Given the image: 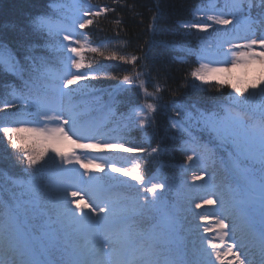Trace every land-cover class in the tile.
Instances as JSON below:
<instances>
[{
	"label": "snow or ice",
	"instance_id": "snow-or-ice-1",
	"mask_svg": "<svg viewBox=\"0 0 264 264\" xmlns=\"http://www.w3.org/2000/svg\"><path fill=\"white\" fill-rule=\"evenodd\" d=\"M247 2L250 9L253 0ZM258 2L264 7V0ZM242 4L243 0H231L225 4L227 12L223 8L217 11L214 5L198 9V19L183 25L203 34L220 26L222 33L217 37L222 41L220 48L202 41L196 52L201 63L191 72L192 77L207 82L216 79L212 73H225L231 78L238 67L245 76L252 73L248 80L236 76L237 83H231L230 79L220 81L221 84L230 83L232 88L228 103L222 105V115L211 112L200 113L198 117V122L213 132L221 144L232 147L226 164L231 176L227 185L230 203L223 211L197 214L201 221H211L213 225L212 228L204 227V233H216L211 239L199 237V249L189 248L181 235L175 211L160 200L159 190L165 188V184L146 180L140 174L139 164L129 169L115 167L111 162L85 159L75 150L124 148L122 143L96 141L100 134L98 129L79 126L77 106L64 107L60 103L64 96H71L73 85L79 87L81 82L95 79L94 75L81 72L86 67L85 52L105 56L100 47L92 46L88 37L76 30L92 25L94 19L77 16L71 26L55 30L56 51L62 55L65 69L60 73L52 71L43 57L27 55L21 62L5 55L0 45V71L22 80L18 90L12 86L16 103L5 100L0 107V113L5 114L0 120V139L6 140L11 149L21 151L26 162V179L9 177V187L0 188V264H264V33L253 31L249 20L245 35H229L227 29L245 13ZM53 6L60 5L53 0ZM108 11V7H100L84 12V17H100ZM34 25L37 30L46 29L49 36L54 34L50 17H38ZM223 44H227L226 50ZM217 55L225 59L212 58ZM106 58L126 63H135L138 59L114 51ZM205 60L207 63L203 62ZM26 66L28 78L24 79ZM139 75L137 73L136 77ZM122 79L126 84L134 82L130 75ZM139 87L146 99H158L155 93L148 92L144 81H139ZM155 91H160L159 85ZM156 109V103L152 102L139 109L143 117L139 120L141 127ZM31 116L36 119H29ZM172 126L178 127L176 123ZM29 137L41 141L43 146L29 148ZM66 142L74 145V149L62 150ZM204 148L212 154L206 145ZM125 150L146 151L142 147ZM157 151L158 147L151 149L152 153ZM194 158L199 157L187 156L188 161ZM76 165L84 169L81 175H88L91 191H69L73 187L69 181ZM93 168L131 176L136 181L133 185L135 195L110 194L108 188L98 183L99 178L90 175ZM205 174L206 170L200 169L199 175H193L192 180L203 181ZM149 183L150 186L145 187ZM5 192L7 199L3 196ZM213 195L208 194V198L201 199L195 207L220 208L223 200L214 199ZM137 218L155 222L141 228ZM226 219L229 222L226 223ZM238 231L246 233L249 242L238 239Z\"/></svg>",
	"mask_w": 264,
	"mask_h": 264
},
{
	"label": "trees",
	"instance_id": "trees-1",
	"mask_svg": "<svg viewBox=\"0 0 264 264\" xmlns=\"http://www.w3.org/2000/svg\"><path fill=\"white\" fill-rule=\"evenodd\" d=\"M71 1L55 0L60 6L54 7L53 0H0V45L5 50L4 54L21 62L27 55L43 57L52 71L62 72L64 67L62 55L56 51L58 40L55 29L52 27L54 34L49 36L46 29L37 30L34 21L38 17H50L51 26L58 20L68 24L73 7ZM230 2L89 0L88 6L93 11L105 6L109 9L100 17H88L94 19V23L81 30L89 43L100 47L105 56L85 52L86 67L81 72L94 75L95 79L81 82L79 87L73 85L72 94L68 96L69 102L77 106L76 111L80 113L79 124L97 121L94 127L100 133L96 137L97 141L124 145V148L117 149L99 148L104 155L117 166L139 164L140 174L146 180L166 185L161 195L168 208L175 211L181 235L185 237L189 248L195 249L201 245L199 237L211 239L216 235L215 232L204 233V227L212 228L213 225L211 221H201L197 214L223 211L231 199L227 187L231 176L226 164L232 147L221 144L213 132L198 122V117L200 113L211 112L222 115V105L228 103L232 88L230 83L221 84L216 80L205 82L191 76V72L201 63L196 52L202 41L221 47L222 41L217 39L222 36L220 26H215L217 30L210 29L207 34H203L183 25L198 19V9H208L214 5L217 11L223 8L227 12L229 9L225 8V4ZM254 2L259 3L258 0ZM246 30L240 17L227 29L230 36ZM222 48L225 50L227 44H223ZM113 51L138 59L135 63H126L106 58ZM137 73H140L138 78ZM124 75L132 76L134 82L124 83ZM27 78L26 66L24 79ZM139 81H144L148 92L155 93L158 99H146ZM157 85L160 87L158 93L155 91ZM12 86L18 90L22 80L0 71V107L5 100L16 103ZM149 102L156 103L157 109L150 114L145 126L141 127L139 120L143 117L139 109ZM4 118L5 114L0 113V120ZM173 123L178 127L174 128ZM205 145L212 150L211 155L205 152ZM28 147L38 149L41 145L28 138ZM131 147H142L146 151L125 150ZM157 147L159 151L152 153L151 149ZM188 155L199 158L188 161ZM25 169L22 152L11 149L6 140L0 139V188L9 187V177L26 179ZM200 169L206 170L204 180L193 181L192 176L199 175ZM99 172L98 183L108 188L110 194L135 195L136 188L133 185H136V181L131 176H111ZM148 186L150 183L145 185ZM208 194H214V199H222L223 205L220 208L204 206L197 209L195 205L201 199H207ZM3 196L7 199L8 193L5 192ZM154 222L137 218L141 228H147ZM227 222L229 220L226 219ZM237 238L249 242L243 231L237 232Z\"/></svg>",
	"mask_w": 264,
	"mask_h": 264
},
{
	"label": "rangeland",
	"instance_id": "rangeland-1",
	"mask_svg": "<svg viewBox=\"0 0 264 264\" xmlns=\"http://www.w3.org/2000/svg\"><path fill=\"white\" fill-rule=\"evenodd\" d=\"M88 1L89 0H72V4H73V7L71 9V13L69 15V23L66 24L64 23L63 21H54L52 23V27L56 30L58 27H61V26H71L72 24V21L77 17V16H80L81 18H88V17H84V12H87V11H93L92 10V7L90 8L88 5ZM77 4H79V11H77ZM243 8L245 9V13L244 15L242 16H239L240 18H242L243 22H244V27L248 29L249 27V20L252 22L251 23V27H252V30L253 31H256L257 34H261V33H264V24L261 23V21H264V17L262 16V10L264 7H262L259 3H255L254 0H253V5L252 7L249 9V5H248V2L247 0H243V4H242ZM226 18H229V16H226ZM79 22H82L79 21ZM77 32H82L81 29H79L77 27ZM247 31V30H246ZM246 32L244 33H239V34H236V35H232V36H243L245 35ZM77 39H83V36H77L76 37ZM237 41L233 40V43H235ZM214 48H218L217 46H215L213 44ZM213 59H217V60H224V56L223 55H217V56H214L212 57ZM204 63H207V60L203 61ZM230 62V61H229ZM63 71H65V69H63ZM62 71V72H63ZM72 72H75L76 70L75 69H71ZM257 73H258V70H257ZM211 75H214L216 77V81H223V80H226V79H233V83H237V80L235 79L236 76H239V77H242V78H245L246 80L250 79L251 78V75L252 73H249L247 76H245V73L243 72V70L241 68H236L234 69L233 71V76L230 78L228 76V74H225V73H212ZM69 97L68 96H64L62 98V100L60 101V103L64 106V107H67L69 105H73V103L71 104V102H69ZM32 111L34 112L35 109H32ZM30 119H36L35 116H31ZM81 126V125H79ZM81 127H95V123H90L86 126H81ZM26 136H28V134H26ZM30 138V137H29ZM32 140V138H30ZM73 139H75V137H73ZM97 141V139H96ZM84 142H87V140H85ZM37 143L39 145H41V147L43 146V143L41 141H38L37 140ZM74 145H72L70 142H66L64 145H62V150H67V149H74ZM77 151V154L78 155H82L85 159H92V158H96L97 159V162L98 163H105V162H111L113 164V166L115 167H123L125 169H129L131 168L132 166H117L115 163H113L109 158L108 156L104 155L99 148H95V149H87V150H80V149H75ZM76 168V171L73 172L71 175H72V179L69 181V183H71L73 185V187L69 188V191H78L80 189H83L85 191H91L92 190V182L89 181L88 179V175H81L84 173V169L80 168L79 165H76L75 166ZM102 172V174H107V175H119V174H122V173H114V172H111L110 169H105V170H101V169H98V168H93L90 170V175L94 176V177H100V172ZM159 192L161 193L162 192V189L159 190ZM83 194V193H82ZM162 194V193H161ZM163 195L160 196V200L162 202L165 203L166 200L163 199ZM69 200H71V197L69 196L68 197ZM85 199L87 200L88 197L85 196ZM74 207V206H73ZM213 260H214V257H213Z\"/></svg>",
	"mask_w": 264,
	"mask_h": 264
}]
</instances>
